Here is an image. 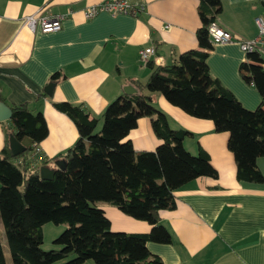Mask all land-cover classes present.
Segmentation results:
<instances>
[{"label":"crops","instance_id":"0c3cea01","mask_svg":"<svg viewBox=\"0 0 264 264\" xmlns=\"http://www.w3.org/2000/svg\"><path fill=\"white\" fill-rule=\"evenodd\" d=\"M103 1L0 0V98L8 107L29 103L35 111L43 112L48 125V136L37 145L41 159L39 156L36 164L30 162L32 168L65 152L79 137L74 122L58 111L54 102L82 104L100 117L111 102L125 94V85L149 79L151 70L139 55L142 48L153 46L156 54L151 60L165 65L174 51L184 53L198 47L199 0H131L146 5L138 16L100 12L86 19L85 9ZM221 2L216 24L239 40L255 38V19L264 12V0ZM38 11L48 16L65 15L62 29L51 33L30 30L22 18ZM208 53L211 75L244 108L257 109L261 97L241 76L246 54L239 44H213ZM56 72H62L63 77L55 83L51 96L40 99ZM153 100L172 127L192 133L184 142L186 149L193 154L199 147L206 151L218 177L198 178L175 192L177 208L161 213L172 243L150 242V251L164 264H264V183L238 181L236 161L228 149L229 134L215 132L211 120L188 115L160 93H155ZM10 123H0V150L5 145L3 126ZM129 138L137 151H154L161 143L147 117L139 119ZM258 166L264 174V157L258 159ZM97 206L105 211L113 231L151 230L149 223L133 219L109 203L98 202ZM4 234L0 236L6 264H13Z\"/></svg>","mask_w":264,"mask_h":264},{"label":"trees","instance_id":"16d2710c","mask_svg":"<svg viewBox=\"0 0 264 264\" xmlns=\"http://www.w3.org/2000/svg\"><path fill=\"white\" fill-rule=\"evenodd\" d=\"M221 11V0H199L198 47L184 53L174 51L169 64L147 62L149 79L133 80L140 95H120L100 117L82 104L54 102L74 122L79 137L40 167L32 168L29 156L48 136L43 112L29 103L9 106L11 123L3 126L5 145L0 150V220L13 264H84L89 260L96 264H164L148 248L150 242L172 243L161 213L177 208V190L201 177L217 178L218 172L202 148L197 154L186 149L184 142L192 133L171 126L169 117L154 103L155 93L192 117L211 120L215 132L228 133L238 181L264 183L258 166V159L264 157V61L249 53L240 66L242 78L261 97L259 107L248 110L211 75L207 64L213 48L208 28ZM62 77V72L54 73L48 86ZM47 96L51 95L44 89L39 98ZM0 102L5 103L1 98ZM144 117L150 119L161 140L154 151H137L129 138ZM13 136L26 148L19 156L10 148ZM58 159L66 160V169L54 167V178L42 179L40 168ZM98 202L149 223L150 232L112 231ZM47 223L68 225L54 240L57 247L50 250L42 247ZM0 264H6L1 236Z\"/></svg>","mask_w":264,"mask_h":264},{"label":"built area","instance_id":"2783aa9c","mask_svg":"<svg viewBox=\"0 0 264 264\" xmlns=\"http://www.w3.org/2000/svg\"><path fill=\"white\" fill-rule=\"evenodd\" d=\"M145 6L144 4L133 3L131 0H104L85 9L84 16L86 19H92L100 12H108L111 15L127 14L138 16L145 10ZM65 18V15L48 16L38 11L35 14L24 16L22 23L32 31L39 29L43 33H51L62 29V23ZM255 21L258 33L251 40H239L237 36H234L231 32L224 30L216 22H213L208 28L212 43L237 42L245 54L255 53L261 57L264 56V12L256 17ZM155 54L156 50L153 46L142 48L139 52L141 61L145 63L151 61ZM40 154V149L36 146L29 156L32 164H36L35 160Z\"/></svg>","mask_w":264,"mask_h":264},{"label":"water","instance_id":"95a60500","mask_svg":"<svg viewBox=\"0 0 264 264\" xmlns=\"http://www.w3.org/2000/svg\"><path fill=\"white\" fill-rule=\"evenodd\" d=\"M158 64H161L160 62ZM55 84H50L45 90L48 95H52ZM124 93L126 95L135 96L140 95V90L133 84L128 83L124 86ZM12 111L10 107H8L5 103L0 102V123L3 121L11 120ZM10 148L14 156H19L24 153L26 148L15 139V137H11L10 139ZM55 166L59 170H65L67 167V163L65 159H58L54 162ZM56 169L50 168L48 166H42L40 168V176L44 180H52L55 176Z\"/></svg>","mask_w":264,"mask_h":264},{"label":"rangeland","instance_id":"374dc122","mask_svg":"<svg viewBox=\"0 0 264 264\" xmlns=\"http://www.w3.org/2000/svg\"><path fill=\"white\" fill-rule=\"evenodd\" d=\"M102 123L97 128V131L99 132L101 130ZM97 205V204H96ZM68 227L67 224H60L56 225L53 223H47L43 226V233H44V242H43V249L44 250H50L53 248H56L57 246L53 243L54 240ZM113 231V230H112ZM4 232V228L2 225V222L0 220V233ZM115 232H121V231H115ZM4 240H5V234H4ZM86 264H96L93 260L87 261Z\"/></svg>","mask_w":264,"mask_h":264}]
</instances>
